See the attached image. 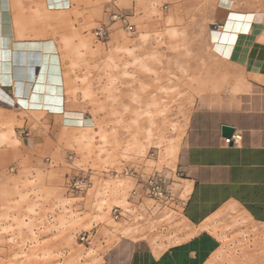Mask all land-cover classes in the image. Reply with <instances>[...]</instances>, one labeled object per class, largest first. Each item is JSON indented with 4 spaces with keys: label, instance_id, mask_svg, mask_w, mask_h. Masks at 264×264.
<instances>
[{
    "label": "rangeland",
    "instance_id": "374dc122",
    "mask_svg": "<svg viewBox=\"0 0 264 264\" xmlns=\"http://www.w3.org/2000/svg\"><path fill=\"white\" fill-rule=\"evenodd\" d=\"M26 4L31 37L54 38L61 48L66 110L86 123L74 129L61 118L57 132L55 115L20 110L4 88L0 132L13 133L0 145V264H102L122 237L133 239L111 216L114 206H128L134 187L122 171L161 173L180 189L192 118L264 99V0H71L64 13L48 11L45 0ZM117 12L132 31L112 23ZM103 25L111 29L102 40L95 33ZM81 170L92 173V186L75 194L69 186ZM209 224L220 241L218 264H250L264 250V224L237 209ZM178 226L176 243L190 233L185 222ZM92 229L96 236L82 242Z\"/></svg>",
    "mask_w": 264,
    "mask_h": 264
},
{
    "label": "crops",
    "instance_id": "0c3cea01",
    "mask_svg": "<svg viewBox=\"0 0 264 264\" xmlns=\"http://www.w3.org/2000/svg\"><path fill=\"white\" fill-rule=\"evenodd\" d=\"M240 44L241 40L237 48ZM4 88L0 85L1 115L2 111H8L3 104L7 106L10 91ZM64 108L66 113H71L66 110L70 108L66 95ZM45 114L55 115L51 128L57 132L63 129L61 118L65 127L79 128L66 122V114ZM224 125L242 134L239 146L224 143L221 132ZM178 172L180 189L172 192L179 199L177 209L189 228V235L195 234L185 241L164 246L143 239L142 233L135 229H128L133 239L122 237L103 256L102 264H206L220 248V241L208 231L209 222L216 216L237 209L253 222L264 224V99L255 98L250 109L230 115L215 112L194 116L179 156ZM185 183L187 196L183 200L181 188Z\"/></svg>",
    "mask_w": 264,
    "mask_h": 264
},
{
    "label": "bare ground",
    "instance_id": "6f19581e",
    "mask_svg": "<svg viewBox=\"0 0 264 264\" xmlns=\"http://www.w3.org/2000/svg\"><path fill=\"white\" fill-rule=\"evenodd\" d=\"M45 3L47 10L54 13H64L71 7V0H45ZM25 4L26 0H0V85L13 88L21 109L37 114H66L68 124L84 127L86 122L82 114L66 113L64 108L69 87L65 79L61 48L54 38L31 37L28 31L33 26L25 18ZM15 6L19 8L16 16L13 13ZM65 55L72 57L73 52L68 49ZM71 90L75 92L76 87ZM156 100L154 95V104ZM149 114L150 120L154 122V112ZM2 132L0 145L13 133ZM194 234L191 233L189 238ZM218 257L219 254H214L206 264H218ZM250 264H264V250L259 256H252Z\"/></svg>",
    "mask_w": 264,
    "mask_h": 264
},
{
    "label": "built area",
    "instance_id": "2783aa9c",
    "mask_svg": "<svg viewBox=\"0 0 264 264\" xmlns=\"http://www.w3.org/2000/svg\"><path fill=\"white\" fill-rule=\"evenodd\" d=\"M112 23L120 22L128 31L133 30L132 24L119 12L111 16ZM111 27L103 25L98 28L95 35L99 39H105L109 35ZM242 142V134L235 131L232 137H224L227 146H239ZM72 161V156H69ZM14 170V169H12ZM81 174L70 182L69 189L75 194H83L91 188V175L80 171ZM134 184L129 197L128 206H114L111 209V216L116 222L127 223L130 230L141 232V237L146 240L158 241L164 246L175 244L179 237L180 227L176 225L182 221L181 212L177 209V199L171 185L167 184L166 178L161 173L149 175L141 174L135 167H126L122 173ZM96 236V230L83 232L80 236L82 242L89 244Z\"/></svg>",
    "mask_w": 264,
    "mask_h": 264
},
{
    "label": "water",
    "instance_id": "95a60500",
    "mask_svg": "<svg viewBox=\"0 0 264 264\" xmlns=\"http://www.w3.org/2000/svg\"><path fill=\"white\" fill-rule=\"evenodd\" d=\"M221 132H222L223 137L230 138L234 134L235 128L224 125L221 128Z\"/></svg>",
    "mask_w": 264,
    "mask_h": 264
}]
</instances>
